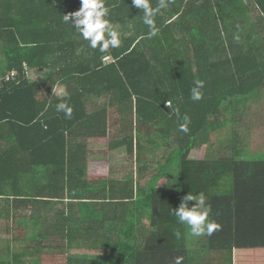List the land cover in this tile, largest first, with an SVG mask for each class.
Here are the masks:
<instances>
[{"label":"trees","instance_id":"16d2710c","mask_svg":"<svg viewBox=\"0 0 264 264\" xmlns=\"http://www.w3.org/2000/svg\"><path fill=\"white\" fill-rule=\"evenodd\" d=\"M106 5L126 31L118 48L101 53L63 22L81 0H0V219L27 216L18 228L14 220L13 238L25 242L18 254H43L53 239L34 232L44 199L68 198L51 208V227L69 243L66 264H173L178 255L183 264H264V151L242 154L236 133L216 150L211 143L242 119L240 105L264 80V0H171L151 38L132 0ZM196 80L205 82L199 101L191 99ZM65 100L70 118L56 111ZM113 107L123 136L110 148L132 161L110 174L135 176L92 181L77 138L108 134ZM185 115L187 133L179 130ZM173 136L178 148L162 169L177 173L158 188L162 170L151 174V156ZM196 146H206L204 157L190 158ZM201 192L220 228L193 248L173 210Z\"/></svg>","mask_w":264,"mask_h":264},{"label":"rangeland","instance_id":"374dc122","mask_svg":"<svg viewBox=\"0 0 264 264\" xmlns=\"http://www.w3.org/2000/svg\"><path fill=\"white\" fill-rule=\"evenodd\" d=\"M114 28L116 31L120 32L121 34L123 32L126 31L125 26L123 25H114ZM4 60L3 56H0V71L2 68L1 62ZM111 60L110 58L107 60L109 61ZM1 77V74H0ZM248 98V97H246ZM241 103V102H239ZM225 104H228V101L225 102ZM240 107H242L243 109H247V111H245L244 116L242 117V115L240 114V116L242 117V119L238 120L237 123L235 124V127L231 126V120L229 121V123L227 124L228 128L224 129L223 131L217 132L215 134H213L211 136V143L212 145H214L213 150L218 149L219 146L218 144L220 142H225L228 138L229 135H235V133L239 136V138L241 139L240 145L243 147V152H241L242 154L246 155V154H250L251 152L257 153L258 154H262L261 151H264V80L261 83L260 86L257 87V89L255 90L253 95H250L249 99L245 100V104H241ZM235 108V107H234ZM232 107H230L229 111H228V115L231 113ZM250 110V111H249ZM233 111V110H232ZM226 115V114H225ZM226 118V117H224ZM222 118V119H224ZM119 119L118 117V109L117 107H113L111 108L110 112H109V120H108V134L102 136L99 140L100 145L102 144V146H99V148H93V154L91 155L88 159L87 162V167H88V172L90 174L91 177H98L103 175L104 173L106 174V176L108 175V177H113L110 174H108V167H110V165L112 166V164L114 166L117 167H122L124 166H129L130 164V160L129 157H122V158H118V159H111L110 157H117L119 156L118 151H113L114 149L110 148V145L113 143V141H115L118 138H121L123 136V134L118 133L120 128L119 125H117V120ZM222 122V121H221ZM226 127V126H225ZM94 137H85V136H81L79 138H77V143H85L86 141H89L91 139H93ZM170 144L166 145L165 147H159L158 152H154L151 156V160L152 162H154V168L151 171V174H159L160 170H162L159 180H158V188H161L163 186H166L168 183L173 182V180L175 179L176 173H177V168L176 166H169L166 167L164 169L163 166L166 164V159L168 157V152L170 153V151L174 150L175 148H178L176 143H175V137H171L170 138ZM93 143V142H91ZM206 146H196L193 150H191L190 153V158L193 159H200L202 157H204L205 152H206ZM211 148H209L210 150ZM122 151L123 148H121ZM208 150V151H209ZM252 154V153H251ZM240 155V154H238ZM177 158V157H176ZM245 159H251L250 157L244 156ZM123 168V170H124ZM124 176H128V177H134L135 173L134 170H127L125 172H121V174H118V177H124ZM146 183L144 180H142L141 184ZM196 203V201H192L188 204L189 207H192L194 204ZM0 204H3V199L0 198ZM52 206H57V205H53ZM20 211H17L16 214L11 217H6L5 215L1 216L0 219V236L3 237L0 238V244L3 243H7V241H3L5 239V237H7V234H9L11 232V230L13 231V225H14V220L16 222V225L18 228V220H23L24 218L27 219V216H25V214H20ZM26 213H29L28 211H26ZM49 215V213H47V211L43 212V217L39 219V221L37 220L38 223H41V221L43 219H45L47 216ZM36 222V223H37ZM45 222V221H44ZM46 224V223H45ZM14 230V232L12 234H15V231H18L19 229ZM44 228V227H43ZM45 229V228H44ZM21 230V229H20ZM26 230V229H24ZM24 230L21 232V239L24 238V236L26 234H24ZM35 231V230H34ZM11 234V233H10ZM11 237V236H10ZM190 242L192 243L190 244L193 248H197V244L195 243V240H202V241H206L207 237L205 236H201V237H194L190 235ZM206 239V240H205ZM19 242V245H23L25 244V242ZM51 242H53L51 244ZM51 242L48 240L47 243L48 245H46L45 247L50 250L49 253H44L47 256H49L48 258V263L49 264H66L69 254L67 253V251L69 250V248L66 249L65 245V241L63 239H61V237H57L55 236ZM27 243V242H26ZM53 247H51V245H53ZM66 249V251H65ZM39 256H43V254L39 255ZM95 258L98 257V253L97 254H92L90 256H87L86 258ZM26 261L28 262V264H30V262L34 261L31 256H25ZM42 261V260H41Z\"/></svg>","mask_w":264,"mask_h":264},{"label":"clouds","instance_id":"9594fccd","mask_svg":"<svg viewBox=\"0 0 264 264\" xmlns=\"http://www.w3.org/2000/svg\"><path fill=\"white\" fill-rule=\"evenodd\" d=\"M171 0H159V3L153 7L151 0H132V5L143 11L142 23L148 26V37L158 35L160 29L156 25L155 17L157 13L166 8ZM110 8L106 5V0H81L79 10L63 15L65 24L70 25L76 32L88 42V46L93 50H99L106 53L110 48H118L121 43V33L116 31L113 22L109 19ZM110 57L104 56L102 59L107 61ZM194 87L191 89V99L199 101L203 98V89L205 82L203 80L194 81ZM57 112H63L66 117L72 115V108L67 101H61L56 105ZM184 123L180 125L179 130L187 133L189 131L188 123L190 118L185 115ZM189 201H196L192 206H188ZM212 209L207 202V197L203 192L197 195L187 194L179 207L173 210V214L178 223L185 226L187 232L194 237L211 236L214 231L220 228V225L210 219ZM175 236L180 238L181 233L176 231ZM184 257L176 256L173 264H183Z\"/></svg>","mask_w":264,"mask_h":264},{"label":"crops","instance_id":"0c3cea01","mask_svg":"<svg viewBox=\"0 0 264 264\" xmlns=\"http://www.w3.org/2000/svg\"><path fill=\"white\" fill-rule=\"evenodd\" d=\"M120 139V138H119ZM100 139L96 140L95 138L89 140V141H86L85 142V154H86V159H85V162L88 161L89 157L91 155H94L93 154V148H99V146H102V144L100 145V142H99ZM93 142V143H91ZM114 149V148H112ZM113 151H118L119 153V156L117 157H110L111 159H118V158H122V157H129V160L130 162L132 161V156L129 154V153H126V151H122L121 148L117 149V150H113ZM193 159V158H192ZM86 165H87V162H86ZM88 166V165H87ZM122 168H124V166L122 167H117V166H114L112 164V166L110 165V167H108V174L110 173H113V172H117V171H122ZM87 170H88V167H87ZM121 173H119L120 175ZM111 175V174H110ZM111 176H114V177H118V174L117 175H111ZM87 178L89 180H92V181H96V180H101V179H106L108 178V175L106 176V174L104 173L103 175L101 176H98V177H91L89 172H88V176ZM120 178V177H118ZM40 202L42 200H39ZM44 201H49V206L46 207V209L43 207L42 209H45V211H47V213H49V215L43 219L41 221V223H35L34 225V232L36 233H43V234H49L52 238H54L55 236H62V231L60 230H55V228L51 227V221L54 219V216L55 214L51 211V208H55V209H59V208H63L62 205H66L68 203V198H65L63 200L61 199H44ZM53 203V205H57V206H52L51 207V204ZM44 211V210H42ZM43 213H41L40 217L38 218V221L40 218H42L43 216ZM41 220V219H40ZM44 220H46L47 222H44ZM47 223V224H45ZM45 229H44V228ZM14 231L11 230V234H7V237H5V239L3 241H7V243H1L0 244V262H7V263H11V264H28V262L26 261L25 259V256L23 254H18V252L22 251V247H20L21 245H19V242H18V239H14V234H12ZM11 236V237H10ZM0 238L3 239V237L0 236ZM53 243V242H51ZM65 245L66 246V249L68 248L69 246V243L68 242H65ZM53 245H51V247H53ZM65 249V251H66ZM50 249L47 248H44L42 249V253H43V256H31L32 258H34L32 262H30V264H49L48 263V258L49 256H47L46 254L44 253H49L50 251H48ZM96 250V249H94ZM23 252V251H22ZM30 256V255H28ZM97 258H100V256L98 257H95V258H89L91 260H94V259H97ZM42 260V261H41ZM44 260V261H43Z\"/></svg>","mask_w":264,"mask_h":264}]
</instances>
